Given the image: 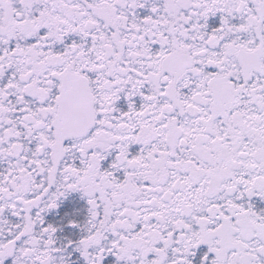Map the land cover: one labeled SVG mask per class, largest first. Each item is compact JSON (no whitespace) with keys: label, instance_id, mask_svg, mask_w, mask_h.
<instances>
[{"label":"snow or ice","instance_id":"snow-or-ice-1","mask_svg":"<svg viewBox=\"0 0 264 264\" xmlns=\"http://www.w3.org/2000/svg\"><path fill=\"white\" fill-rule=\"evenodd\" d=\"M0 264H264V0H0Z\"/></svg>","mask_w":264,"mask_h":264}]
</instances>
